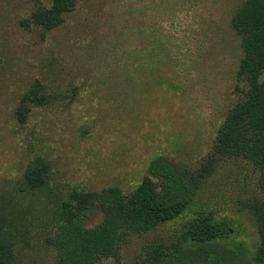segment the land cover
<instances>
[{
    "label": "rangeland",
    "instance_id": "rangeland-1",
    "mask_svg": "<svg viewBox=\"0 0 264 264\" xmlns=\"http://www.w3.org/2000/svg\"><path fill=\"white\" fill-rule=\"evenodd\" d=\"M240 2L77 0L60 25L46 29L29 16L49 0H0V225L12 222L16 238L30 240L24 253L35 260L28 264H52L36 202L20 190L34 156L51 161V183L61 192L111 185L127 192L156 154L196 166L211 151L236 100L241 49L229 21ZM34 79L62 100L32 107L20 124L15 109ZM255 182L249 167L223 162L199 205L131 234L117 258L96 264H146L150 248L170 243L198 209L233 229L221 264H259L258 234L243 205ZM101 218L94 209L84 226Z\"/></svg>",
    "mask_w": 264,
    "mask_h": 264
},
{
    "label": "trees",
    "instance_id": "trees-1",
    "mask_svg": "<svg viewBox=\"0 0 264 264\" xmlns=\"http://www.w3.org/2000/svg\"><path fill=\"white\" fill-rule=\"evenodd\" d=\"M76 2L49 0V5H36L29 19L46 29L55 28ZM229 27L241 49L233 88L236 100L216 130L211 151L199 164L191 166L156 154L139 183L127 192L118 185L99 190L72 186L61 192L51 183L50 160L36 155L28 163L20 190L36 202L44 234L41 246L51 253L52 264H96L106 257L117 258L121 242L131 234L148 232L199 205L203 187L228 160L256 174L255 187L243 205L258 234L253 260L264 264V0H241L232 11ZM61 100L58 92L34 79L14 114L24 124L32 107ZM94 209L101 211V220L84 226ZM192 214L170 243L150 248L146 264H221L232 227L223 218H212L210 212L198 209ZM29 246L30 240L16 238L12 222L7 227L0 225V264L31 263L35 258L24 253Z\"/></svg>",
    "mask_w": 264,
    "mask_h": 264
}]
</instances>
